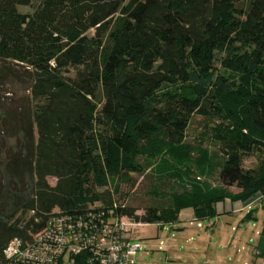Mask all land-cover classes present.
Masks as SVG:
<instances>
[{
	"label": "trees",
	"instance_id": "obj_1",
	"mask_svg": "<svg viewBox=\"0 0 264 264\" xmlns=\"http://www.w3.org/2000/svg\"><path fill=\"white\" fill-rule=\"evenodd\" d=\"M156 160L185 190L138 215L117 198ZM226 200L264 210V0H0V261L58 214L163 229Z\"/></svg>",
	"mask_w": 264,
	"mask_h": 264
},
{
	"label": "rangeland",
	"instance_id": "obj_2",
	"mask_svg": "<svg viewBox=\"0 0 264 264\" xmlns=\"http://www.w3.org/2000/svg\"><path fill=\"white\" fill-rule=\"evenodd\" d=\"M35 8L36 3L30 7L20 8V12L30 14L34 12ZM6 89L5 93L12 88ZM4 95L5 94L1 96L4 97ZM210 135V131L205 128L203 118L194 117L187 131L186 143L191 146H201L204 149H208L210 152H214L217 148L210 146ZM191 156H193L192 158L196 161L195 159L198 157V153L194 151ZM256 164L257 162L255 159H250L247 160L244 165L245 168L248 169L254 168ZM159 166H161L159 160H156V162L145 163V173L142 175H135L133 185H124L121 187L122 193L121 196L117 198L118 203L124 205L125 207L138 209V215H142L148 207L166 205L168 203V199L164 197V194L167 195L174 191L178 193L184 192L185 189H182L178 182L173 184V182H169L168 180L164 181L160 178L159 172L157 171ZM197 176V174L193 175L192 178H190V181L197 180L202 183L207 182L212 187L219 186V182L216 177L205 179L202 177L197 178ZM49 183L54 186L56 184V180L50 179ZM190 189V187L187 188V190ZM230 191L234 193L238 192L237 189L234 188L230 189ZM248 211H246V213L237 214V216L231 219L227 217L223 219L214 218L211 220L195 221L192 210L185 209L181 213L182 222L171 226L167 225L163 229L158 228L155 224L137 227L131 234L133 237L132 242L140 244L142 247V251L139 252L136 257V261L138 263H143V261H139V259L141 260L140 257L144 256L145 253H148V247H145V243L148 242L157 246L155 248L153 247V250L158 256L156 260L160 261L162 264H173L175 260L177 261L176 263L179 262L182 264H204V257L216 255L217 250L224 247L223 242L234 236L239 237L246 232L249 236L256 235L258 229L257 225L259 224V228H261V226L263 227L264 220L262 216L258 217L256 221L249 222V224L243 222V219L248 214ZM198 224H200L201 227H199ZM180 228L182 230H180ZM161 241L166 243L164 244L166 245V248L179 243L180 245L176 252H171L170 254L168 253L169 249H165L164 251L159 250V243ZM248 244L249 243L245 245L243 250L239 249L242 251L240 253L245 252L246 246L248 247V252L250 251V245ZM220 252L222 253L224 251L221 250ZM166 253L170 255V258L172 257L171 259L173 261H165L167 255ZM231 253H237L235 246L234 249L232 247ZM149 260L150 259L147 257L144 259L145 262L150 263Z\"/></svg>",
	"mask_w": 264,
	"mask_h": 264
},
{
	"label": "built area",
	"instance_id": "obj_3",
	"mask_svg": "<svg viewBox=\"0 0 264 264\" xmlns=\"http://www.w3.org/2000/svg\"><path fill=\"white\" fill-rule=\"evenodd\" d=\"M134 229L91 209L74 217L58 214L31 241L13 240L0 264H134L141 250L130 242Z\"/></svg>",
	"mask_w": 264,
	"mask_h": 264
},
{
	"label": "crops",
	"instance_id": "obj_4",
	"mask_svg": "<svg viewBox=\"0 0 264 264\" xmlns=\"http://www.w3.org/2000/svg\"><path fill=\"white\" fill-rule=\"evenodd\" d=\"M256 200V199H255ZM254 202H249V203H240V202H236L233 203L230 200H226L222 203H219L216 205V211H217V218H234L235 216H237V214L240 213H246V211H248L250 209V204L252 205ZM253 208H257L258 212L256 213V218L258 219V217L262 216L263 220H264V210L261 209L260 205H254ZM247 209V210H245ZM193 212V211H192ZM182 213V212H181ZM194 216V213H193ZM179 222H182V215L180 214V218H179ZM195 220V218H194ZM196 221V220H195ZM178 222V223H179ZM264 223V221H263ZM249 224V223H247ZM199 225V224H198ZM259 225V224H258ZM256 235H252L249 236L248 233L246 232L245 234L240 235L239 237H232L229 240L223 242L224 243V247H221L219 250H217V254L216 255H211L208 257H204L205 260H203L205 263L204 264H264V235L261 234V231L263 229V227L261 226V228H259L260 226H258ZM180 230H182L180 228ZM153 239V238H151ZM249 243V253L248 252V247L246 246L245 252L244 253H240L245 248V245ZM166 243H164L163 241H161L159 243V250L164 251L165 249H169V252L171 254V252H176L177 249L179 248V244H176L172 247L166 248V245H164ZM237 249V253L236 254H232L231 250L232 247L234 249ZM145 247L147 248V252L145 253L144 256H141V260L139 259V261H143V263H138L135 259V263L134 264H162L160 263V261H157L156 258L158 257L157 254H155L153 247H157L154 244H150V243H145ZM240 249V250H239ZM221 250H223L224 252H220ZM151 252V253H149ZM154 253V254H153ZM166 253V258L165 261L166 262H170L173 261L170 258V255ZM240 254V255H239ZM175 255V254H174ZM138 256V255H137ZM149 258L150 263L149 262H145L144 259L145 258ZM154 257V258H152ZM143 259V260H142ZM154 259V260H152ZM177 261L175 260V262H173V264H182V263H176ZM201 264V263H199Z\"/></svg>",
	"mask_w": 264,
	"mask_h": 264
}]
</instances>
